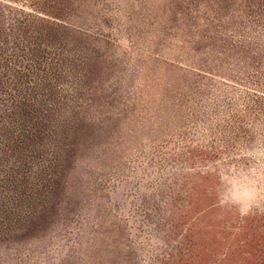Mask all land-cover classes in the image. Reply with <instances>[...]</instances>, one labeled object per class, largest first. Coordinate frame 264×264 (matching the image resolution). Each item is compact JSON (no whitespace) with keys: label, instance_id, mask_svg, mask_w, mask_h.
<instances>
[{"label":"rangeland","instance_id":"1","mask_svg":"<svg viewBox=\"0 0 264 264\" xmlns=\"http://www.w3.org/2000/svg\"><path fill=\"white\" fill-rule=\"evenodd\" d=\"M0 264H264V0H0Z\"/></svg>","mask_w":264,"mask_h":264}]
</instances>
